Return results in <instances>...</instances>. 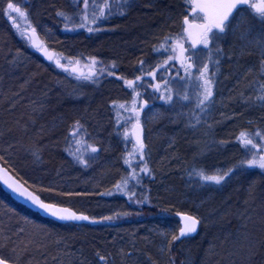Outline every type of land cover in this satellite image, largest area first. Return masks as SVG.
Wrapping results in <instances>:
<instances>
[{"label":"rangeland","instance_id":"1","mask_svg":"<svg viewBox=\"0 0 264 264\" xmlns=\"http://www.w3.org/2000/svg\"><path fill=\"white\" fill-rule=\"evenodd\" d=\"M68 1L69 0H65L64 4H60L59 12L63 13V15H60L62 16V19H65L68 22L70 21V23L73 24L72 27L74 30L77 29L80 30V32H84V30L89 31V29L95 30L98 26L99 29H108V16L105 15V13H102L99 8L101 6L104 8L106 4L114 7L115 3L111 2V0H107V2L106 0H103L100 3L99 1L91 2L92 0H90L89 2L81 3L80 6H76L72 2L68 3ZM161 1L163 2L164 0ZM191 2L192 0H184L183 3ZM252 2V7H241L233 14V16L226 22L228 27L223 34H221L218 29L213 28L208 34V45H204L203 43H194V41L199 38V34L201 32V28L199 26H201L200 24L203 18L200 16L197 17L196 13L193 14L194 10L191 7L192 5L187 7L186 4L185 19H187V21L182 26L177 25L176 29H174L176 35L173 37L171 42L170 52L167 54L166 49L169 47L167 46V43L164 42L163 37L155 34L152 36L153 43L149 46V53H147V55L144 53V51L138 49V54H141L142 56L139 59L123 58L118 53H115L116 49L118 50L120 45L119 38L116 37L112 38L109 43L103 44L105 49L104 51L100 52L101 56L99 57L91 56V49L84 45L80 46V51L77 52L75 49H73V51L79 53V55H76L78 57L84 54L85 58L80 57L75 61L69 60L70 56L66 54L68 58H65V56H63L62 52L60 51L61 48H64L65 50L66 48L63 47L57 40V35H54L53 31H51L52 29H47L46 24L49 23V18L47 17V23L45 24L43 22L42 25V45L45 46L49 52L56 53L54 58V63L56 65V61H59L60 63L66 62L76 65L69 70L58 66L62 69V71L56 72L58 77L56 76L54 81L55 85H53V88L57 89L61 84L68 89L64 91V96L74 101L84 100V102H89V100L92 99V96L89 94L86 96H82V94L79 95L80 93L79 89L77 88V84L85 82L86 85L93 86L94 91L92 90V93H98L101 91L100 86L102 85L104 90L106 89L111 93L109 96L110 100L112 101L110 103V107H112L114 112L113 114L103 115L107 123L101 126L104 128L110 127V130H108V132H105V130V135H103L102 131L96 130L95 133L91 135V138H89V131L83 130L82 127L85 126L88 129L87 122L89 120L87 117L90 116L92 119H94V125H100L96 121L98 114L93 112L89 115L86 112L80 114L78 112L79 110L76 108H71L72 113L78 118V123L74 120V122L71 123V126L69 127L70 130L71 128L73 129L72 131L76 138V142L74 146L65 142L68 145L67 151L70 156L65 158L68 162H72L71 160H73L75 164H71L73 168L70 170H66L64 167H58L57 169L53 170L52 175L48 178V180H46V182L42 180L46 178L45 176L39 178L40 184H42L45 189H39L38 193L43 197H46L48 196V191L46 189L47 186L52 189V187H54L56 184L61 185L64 190H59V193H66L69 196L74 195L77 197L81 195L84 196V198L85 195H88L86 201L91 203V205L89 204V207L93 209V212H98L97 214L102 215L107 214L108 212L114 213L124 210L137 211L140 210L139 205L141 204H148L151 202V200L157 201V199H164L165 196L162 195L164 192L161 190L164 186L163 182L152 183L150 178L151 181H145V187L141 186V178L144 175L145 177L151 176V174L149 176V172L151 173L152 167L149 163L148 156L149 154L153 155L152 149L157 142L171 137V135L177 129L173 125L174 122L179 120L181 117L186 116L190 110L191 114H193V110L197 107V98H202V85L203 79L205 78L212 81L213 93H215L216 89H218L222 95L227 97L226 102L231 107L238 103H245L247 104V107L245 112H243L242 120L239 121V123L235 125L234 128L232 126L234 123L236 124L238 122L240 117L233 118L229 114H225V112L222 110L217 112V116L222 115L224 112L222 119H219L218 117L205 119L199 118L206 111L204 110L203 112H200L199 115L194 116L193 120H186L182 135L184 136V150L194 149V155L190 160L194 162L199 161V171H207L204 168H201L203 165L200 160L202 159L200 154L207 146H213V148L218 147L222 149V146L219 143V140H221L227 142L225 143L227 146L223 147L222 150L230 151L229 154L233 152L234 148L238 150V153H233L236 155L233 158H230L231 165H233V162L241 163L244 164V166L247 168L246 170H248L245 171V173L249 174L252 171L250 168H252L264 174L263 171L258 170L260 169L258 165H248V161L253 159L259 160L260 157L264 156V101L259 100L256 102L257 110L253 113L249 109V107H253L251 104V98L249 101V99L245 97V91L248 90L250 85L248 84L250 75H241L239 77L235 75L237 71L249 72L253 74V90L255 95L257 97L264 96V61L257 62L256 58H253L252 62H249L246 59L241 60L242 52L235 51V54H232L230 61L231 65H233L231 68L233 70L232 74L228 72V69H230L229 67L228 69H225V67L222 65L225 58V55L222 53V51L225 50L228 52V50H233V48L236 50L246 48L253 52L256 49L264 54V19L261 18L262 10H264V0H252ZM121 3L122 0H117V4ZM115 8L116 11L118 10L117 12H120L125 16V12H127L130 7L125 5L123 7L117 6ZM129 14L130 12L125 17H127ZM138 19L141 20V17L138 16L136 18L135 15V20L133 23H136ZM164 20H168V18ZM166 24L168 26V22H166ZM52 25L55 26V24ZM166 28L168 29L169 26ZM29 29L30 26L27 24L19 27V30L25 33L26 37L31 34ZM134 29L136 30L137 28L134 26L132 28V32ZM86 33L90 34V32ZM90 39L92 38L90 37ZM59 45L61 47H59ZM134 51L137 52V48H134ZM111 52L115 54H112ZM26 55L27 54H25L23 57H27ZM93 59L96 61L95 64L92 62ZM26 61L27 60L24 58L23 61H21V64H24ZM103 61H105L107 65L103 64ZM244 61L249 62L250 64L245 65L242 70L237 69V65L241 62L244 64ZM128 63L132 65L131 68L126 67ZM189 65L192 67L189 68ZM205 65L208 66V72L206 73L205 77L200 78V74L204 71ZM118 68H120L122 71H127L126 75L123 76L124 73L122 72L117 73ZM23 70L25 71L24 67ZM88 70L91 71V73H89L87 76L91 75V79H86L85 77L87 76H84V72ZM82 71L84 74L81 75L80 73H82ZM116 75L119 76V79H121L123 83L115 78ZM231 75L232 77H238L236 78L235 82L233 79L231 80ZM26 76L30 77L29 75ZM138 77L140 79H137ZM28 81L29 80H25L23 78L19 79L16 84L21 86L18 92L15 91L16 86L10 87L9 89L7 88L8 84L0 85V97H5L8 94L7 96L14 97V101L20 102L19 104L21 105L23 103V88L26 84H28ZM126 81H132V86L129 87ZM198 84L201 85V87H197ZM150 86H153V98H147L146 94L144 95L145 92H148L151 89ZM95 89L98 90L95 91ZM9 90L12 91L13 94H9ZM224 90H227L226 93ZM42 94L43 89L41 91L40 97H42L44 100V94L43 96ZM221 94L216 96V93L210 105H213L215 101L220 100ZM100 95H103V93ZM185 95H187L189 99H183ZM94 96L98 99L100 98L98 94ZM169 96H171V100L168 99ZM39 102L40 100L35 102V104L28 106V110L39 107ZM46 102H48V99H46ZM44 103L45 102L43 101V104ZM51 103L52 104L49 110H51L55 104H63L62 100L60 99H53L51 100ZM121 105L124 107H120ZM164 109L168 110L169 115L163 124H149L151 119L158 118V116L165 117V115L162 114ZM53 111L54 110L49 112L47 111L46 114L53 115ZM44 115L45 114L43 113L39 115V122H41L40 119ZM239 115L241 114L239 113ZM257 117H259V119H253ZM134 123L139 124L142 129L138 130V133L134 132L135 134L132 135V132H128V129H131L130 126ZM220 123L222 124L220 125ZM23 124L18 122V125L21 128L26 127V125ZM53 125L54 120L50 126ZM7 126L8 128H4L3 132L7 134L12 133L13 127H10V124H7ZM50 126L48 124L44 125L39 123L38 126H36V130L40 128L41 130H49ZM224 129L226 131H223ZM190 130H193L196 135H187L189 134ZM64 133L67 134V131L65 130ZM226 133L228 136H225ZM244 140H251L252 144L245 145L243 142ZM77 141H79V144ZM52 143H47V147H49V145L51 146ZM118 143L119 145L117 147L124 149L123 156H119V154L115 152L116 149H112L113 145ZM140 143L144 145L143 149H140ZM33 146L35 147L36 152L39 153L41 151L36 145ZM92 149H96V151H92ZM10 150L11 149L8 144L0 139V155L13 154V152H10ZM172 151L173 153H170ZM175 151L176 150H173L172 148V150L170 149L168 151V154H170L171 157L175 156ZM139 152L140 154L137 156ZM31 154L33 155L32 152ZM202 160L204 161V159ZM222 162V164L211 168V170L207 172V175L224 174V170L229 166V160L224 159ZM42 166L45 168L51 167L50 164H46L44 162H42ZM25 168L30 169L29 165L25 166ZM36 168H34L33 171ZM145 168L148 169L147 172L143 171ZM189 169L190 168H188V166L183 167L180 174L184 175V173ZM44 172L47 171L45 170ZM32 173V170L28 172L29 175ZM235 175L236 174H233L231 176H234V180H232V182H234L233 188L238 191H245V194L240 196L241 203L246 208H252L253 205L257 206L255 202H252L251 199H248L250 195H253L252 189L247 187L249 181H246L241 177L238 178V176ZM188 177L192 181L193 186L204 184L207 187H211L218 185L211 181L202 182L199 180V183L193 173H189L187 175V178ZM225 183L226 182L224 181L222 182V184ZM157 185L158 187L155 188ZM147 186L149 189H147ZM213 190L218 192L217 188ZM148 193H150V198H148ZM254 193L257 192L254 191ZM236 194H238V192H236ZM95 195L101 197L92 199V196ZM93 201H96V203L92 204ZM219 201L228 200L221 198ZM74 202L76 201H72L70 206L76 207ZM121 203L124 205H121ZM258 204L260 206V202ZM77 206L81 207L79 205ZM211 206L212 204L208 203V201H206L204 198L203 203L199 204L198 209H203V212L201 213L207 217L209 208H211ZM97 214L92 215L96 216ZM244 214L247 216L249 215V213L246 211H244ZM131 224L132 225L129 226L131 229L128 228V231H125V233L132 235L133 238V234H135L134 228L137 227V224ZM32 226L35 225L27 226V224H24V227H26V230L24 231H26V233H21L19 236H17L18 233L13 236L0 234V244L5 245L4 251L1 250L2 248L0 247V255H2L4 259L13 264H80L81 260L79 261V259L75 263L72 261H67V263L64 261V259L60 260L56 258V255L58 254L56 248L46 250L42 247H33L35 242L41 240L40 238L42 235L35 233H32L33 235H29L28 228ZM42 226L40 228H43ZM79 229H82V227ZM257 232L260 231L257 230ZM63 238L65 239V237ZM69 238L73 240L75 245V239L72 237ZM2 241H5L6 243ZM71 243L72 241H70L68 244ZM6 245L8 246L6 247ZM237 245L234 247L232 246L233 252H237L236 250L239 249L237 247L241 248V244L238 246ZM87 255L86 261L89 263L90 254L88 253ZM91 255L92 260L97 259L98 262L102 264H118L119 261L121 262L119 258L113 259V257L106 251H94L91 253ZM100 257H104V260L101 261ZM34 258H38L37 261L39 263L34 262ZM17 260L19 261L17 262ZM170 263L173 264L172 262Z\"/></svg>","mask_w":264,"mask_h":264},{"label":"bare ground","instance_id":"2","mask_svg":"<svg viewBox=\"0 0 264 264\" xmlns=\"http://www.w3.org/2000/svg\"><path fill=\"white\" fill-rule=\"evenodd\" d=\"M9 1V0H7ZM45 2V6H36L34 5V8L40 9V10H48L53 13L54 17H57V22H60V27H61V34L57 32V30L54 29L53 33L54 35H57V40L60 42V44L65 47L68 50H73L76 49L78 51L81 50L80 46H88L91 49V56L99 57L101 56L100 52L104 51V46L103 44L109 43L112 38H119V48L118 50L116 49L115 53H118L121 57L123 58H141V54H138V49L141 51H144V53H149V46L152 45L153 43V37L155 34L158 36L163 37L164 42L167 43V45H171V42L173 40V37L176 35V32L174 29H176V26H181L182 21L184 20L185 13L183 12V6L180 5V1L184 0H164L162 3V7L158 8L156 4L153 2H148L147 4L144 3L145 0H127V4L130 8V14L132 16L130 17H125L124 14L117 12L115 7L110 6L109 4H106L103 8V6H99V10L102 13H105V15L108 16V29H99V26L95 30H89L84 32H80V30H74L72 27L73 24L68 22L65 19H62V16L59 15V6L60 4H64L65 0H43ZM74 3L76 6H80L81 2L79 0H69L68 3ZM80 2V3H79ZM172 8V9H171ZM170 9L172 13H170ZM181 9V13L180 12ZM109 10L111 11V14H109ZM238 10V8L235 9V12ZM123 15V16H120ZM135 15L136 18L138 16L141 17V20L138 19L136 23H133L135 20ZM168 18V20H164ZM162 19V20H161ZM161 20V21H160ZM66 22V23H65ZM168 22L169 28L167 29L166 27ZM170 23V24H169ZM136 27L137 29L133 30L132 28ZM104 27V26H103ZM90 32V34L86 33ZM15 33L22 37L19 31L15 30ZM79 33V34H78ZM69 34H75L72 36H68ZM82 34V35H80ZM135 34V35H132ZM45 35V33H44ZM67 35V36H65ZM80 35V36H77ZM137 35V36H136ZM157 36V37H158ZM46 37V36H44ZM90 37L92 39H90ZM135 42V44H134ZM72 46V47H71ZM137 48V52L134 51V48ZM134 53H133V52ZM235 51L242 52L241 57H245L247 61L252 62L253 58L257 59V62H263L264 61V54L262 52H259V50H254L251 52L250 50L243 48L240 50H236L233 48V50H229L230 54H235ZM234 52V53H233ZM112 54H115L111 52ZM222 53L227 56V52L222 51ZM27 57H17L19 60L18 61H23L25 58L27 61L22 64V66L26 70V74H21L20 77L29 80L28 84H26L23 88V103L20 105H17L15 103H12L13 99L9 98L6 106L7 111H4L5 114L7 113L8 115L11 116H16L14 117V121L9 122L5 120H1L0 127L3 125H6L8 123L15 124L13 125V132L8 133L9 138L11 141H7L8 146L10 147V152H13V154H5V155H0L1 160L6 164V168L13 174L17 175L16 172H19L24 179L35 185L34 191L35 193L39 196V198L45 202H48L50 204H57V205H62V206H70V203L72 201L76 205V208L78 211L81 213L86 214V216L89 218L87 222H59L61 224H75L76 226H80L83 229L81 230H76L77 233H81L82 236L75 240L76 244L75 245H69L71 248V251H68L64 244L61 243L63 241H66L67 239H64L63 237L66 236L68 232H73L77 228H69L67 226H54L52 224L42 226L43 228H40L41 225L36 222L33 218L34 215L32 212L38 214L41 217L42 216L39 212L32 210L29 208V206L23 202V201H16V203L12 204L10 202V197L9 196L2 194L0 190V209L2 208L3 210L7 211H12V214L15 216V218L22 222L21 225L27 224V226L35 225L30 228H28V234L33 235L32 233L35 234H41L42 237L40 238L41 240L38 242H35L33 244V247L39 248L42 247L46 250L50 249H57L56 251L58 254L56 255V258L63 260L65 262L67 261H72V262H77L79 259L80 261V254L83 252L84 248H90L95 247L97 250L101 251H106L109 253L113 259L117 258V254L115 255L114 253L110 252L112 249L111 244H107L106 242L110 240L108 237H104V243H101L103 241H99L100 236L98 235L99 233H102L104 231H107V229L115 230V229H123L122 234H124V231H128L125 229V227L128 226H116L118 223L122 222L121 219H124L126 216H134L139 214V212H143L144 215L146 214V220L148 223L153 226L158 228L157 229H150V230H143V229H136L135 233L139 232H145L146 234L150 233L148 240L149 241H163L167 242V238H157V237H163V236H170L171 234H175L179 230V215L183 213H188L190 215H193L196 220L198 221L196 230L195 232L190 233L188 236L185 237H199L202 239L201 242L207 241V243H202L203 248H206L208 250L213 249V242L219 233H222V238H218V243L219 244H225V252L227 254H232V246L234 247L237 242L241 243V248L237 247L241 250V252L238 254L240 258H242V253L246 256L247 254L246 249L249 246H253L254 248H262L264 246V242L256 239L253 235V231H256L259 229L260 226H263L262 221H264V206H257L253 205V209L246 208L240 201V196H243L245 194V191H238L234 187V176L231 177L233 174H236L235 176L244 178V180L252 182L253 180L259 181L260 180V190L264 191V174L260 173L257 170H252L249 174L245 173L247 168L244 166V164L241 163H235L233 162V165H231V159L233 158L237 153L238 150L236 148L233 149V153H230L228 150H221V148L213 146H207L204 148L205 150L201 152L200 157L202 159V165L205 170L203 171L205 175H207V172L211 170V168H214L218 166L219 164H222V160L228 159L229 160V166L227 169H225V172H228L230 169L232 172L230 173L229 177H226L225 184H218L214 185L211 187H207L204 184L202 185H192V181L190 178H187V175L190 173H193L197 181L200 183L206 182L203 181L199 175H197L199 167V161L194 162L190 160L193 155H194V149L190 150H184V144H183V138L184 136L182 135V132L184 130V123L187 120H193L194 116H197L202 112L199 107H196L193 110V114H191V110L188 111V114L186 116L181 117L179 120L173 123L174 127L177 129L174 131V133L169 137L168 139H164L160 142H157L155 146L152 149L153 155L149 154L148 160L149 163L152 167L151 173L149 172L150 177H145V175L141 178L140 183L142 184L141 186L145 187L146 182L145 181H151L152 183L154 182H163V189H161L164 194L162 195H168L167 201L165 202H159V200H151L150 203L144 204V205H139L140 210H132V211H117V212H108L107 214H97L98 212H93L92 208L89 207V204L91 203L87 202V196H81L79 197L74 196V195H67L66 193H59V190H64V188L61 185H55L52 187V189L47 186V195L46 197H43L40 195L39 189L44 190L45 188L43 187L42 184L39 182V177L35 171L37 169H40V171H47V178H49L53 170L57 169L58 167H64L66 170L72 169L71 164H75L73 160L72 162H68L65 157H70L69 153L67 151L68 149V144L74 146L76 142V138L73 134V129H69L71 126V123L77 122L78 118L75 116L71 108H76L79 110L78 112L81 114L83 112H86L88 115L90 113H95L98 114L96 118V121L100 125H94V119L92 117H87L89 120L87 122L88 129L83 126V130L89 131L90 137L95 133L96 130H100L103 132V135H105V132H108L110 130V127L104 128L103 124L107 123L105 117L103 116L104 114H113L112 107H110V103L112 102L110 100V92L108 90H104L103 86L101 85V91H99L97 94L100 96L98 99L94 95H97L96 93H92L91 91H94L93 86L86 85L85 82H81L77 84V88L79 89V95L82 94V96H86L89 94L92 96V99L89 100V102H84V100H71L68 97L64 96V91L67 89L63 85H59L57 89L53 88V85H55L54 81L56 79V76L58 77V74L56 73L58 70L55 68L53 69L51 64L43 59H39V57L36 55L34 52H30L26 55ZM253 56V57H252ZM154 65V62H153ZM128 68H131L132 65L130 63L127 64ZM225 69H228L229 65L228 63L225 64ZM238 67L244 68L242 64H240ZM36 68V69H35ZM118 68L117 73L122 72L124 73L123 76L126 75L127 71H121ZM35 70H37V74L39 73V81L36 78L28 77L26 75H29L33 73ZM39 70V71H38ZM157 70V69H156ZM115 75V74H114ZM250 75V78L252 79V83L249 85V88L247 90V96L246 98L249 99L250 96H248L253 90V74L248 73ZM114 78V77H113ZM117 80H120L121 83L122 80L119 79V76L116 75L115 77ZM19 81V80H18ZM16 81V82H18ZM39 83H44L41 85V90L39 88ZM17 84V83H16ZM50 84V85H48ZM73 86V85H72ZM220 86V85H219ZM21 86L16 85L15 91L18 92ZM44 87V88H43ZM74 87V86H73ZM251 87V88H250ZM53 88V89H52ZM43 89V98L41 96V91ZM99 89V88H98ZM98 89H95L97 91ZM68 90V89H67ZM225 93L227 90H224ZM9 94H13L12 91H8ZM103 95H100L101 93ZM78 93V90H77ZM217 93L216 96H218L220 91L216 89L214 93ZM146 94L147 98L154 97L153 89H150L148 92H145L144 95ZM8 95V94H7ZM46 99H48V102H46ZM57 100L60 99L62 100V105H53V108L51 110L53 111V115L46 114L47 111L51 107V100ZM40 100V105L37 108H33L32 110H28V106L35 104ZM43 101L45 102L43 104ZM227 97L221 94V99L217 100L214 102L213 105H206L205 106V112L201 117L199 118H211V117H218L219 119H222L224 116V112L228 113L231 117H241L239 113L234 112L233 107H231L227 102ZM250 101V99H249ZM86 103V104H85ZM250 104V102H249ZM252 104V103H251ZM239 106H242L243 103H238ZM219 110L224 111L222 115L217 116V112ZM2 112V110H0ZM0 112V113H1ZM3 113V112H2ZM49 115V116H43L41 117L39 122V115L41 114ZM168 110L164 109L162 111V114L165 115V117H159L151 119L149 124L152 123H158V125H162L163 122L167 119ZM243 114V113H242ZM39 117V118H38ZM54 120V125L50 126ZM103 121V122H102ZM18 122L20 124L26 125V127H20L18 125ZM48 124L49 130H41L38 129L36 130V126L38 124ZM78 123V122H77ZM109 124V123H108ZM222 123H220L221 125ZM81 128V127H80ZM81 128V129H82ZM46 129V128H45ZM69 129V130H68ZM142 127L139 128L141 130ZM51 130V131H50ZM67 131V134L64 133V131ZM52 131H58V134ZM65 134V135H63ZM227 134V133H226ZM225 136H228V134ZM190 136L196 135V133L193 130L189 131ZM65 137V140H64ZM5 141V140H4ZM54 141V142H53ZM52 143V145L47 147V143ZM66 142V143H65ZM79 144V141H77ZM219 143L221 144L222 148L226 147L227 143L226 141H221L219 140ZM33 145H36L37 147L40 148V152L35 151V147ZM118 144L113 145V150L119 154V156L124 155V149L120 147H117ZM47 147V148H46ZM118 148V149H117ZM176 150L174 152L175 156H170L168 154V151L171 149ZM33 153V155L31 154ZM170 153H173L170 152ZM35 154V155H34ZM140 154V152L137 154V156ZM35 156V158H34ZM37 156L39 159H37ZM0 160V162H1ZM234 161V160H233ZM42 162L46 164H50L51 167L45 168L42 166ZM2 163V162H1ZM29 165L30 169H26L25 166ZM185 166H188L190 168L188 171L184 173V175H181V169ZM15 168L16 172L13 171L12 168ZM37 167V168H36ZM36 168L34 171L33 169ZM200 168V169H201ZM32 170V174L29 175L28 172ZM259 170V169H258ZM35 172V173H34ZM46 173V172H45ZM51 173V174H50ZM264 173V172H263ZM13 174V175H14ZM224 175V174H222ZM49 176V177H48ZM46 177V176H45ZM186 177V178H185ZM151 178V180H150ZM43 181L46 182L48 179H42ZM200 180V181H199ZM158 185L155 187L157 188ZM218 189V192H215V189ZM147 189L148 186H147ZM149 192V191H148ZM238 192V194H236ZM104 195V194H103ZM97 197H101L98 195L92 196V199H95ZM104 197V196H103ZM173 197V198H172ZM12 198V197H11ZM76 198V199H75ZM148 198H150V193H148ZM166 198V197H165ZM208 201V203L212 204L211 208H209L208 211V216L205 217V215L201 212H203V209H198V206L200 203H203V200ZM225 198L228 201H219V199ZM264 195L263 193H260L257 195L255 199V203H259L263 200ZM175 199L174 207H178V210H175L174 213L169 214V210L163 206L165 203H168L170 201H173ZM71 201V202H70ZM240 202V203H239ZM93 203H96V201H93ZM77 205L81 206L78 207ZM121 205H124L121 203ZM207 206V204H206ZM25 208V209H24ZM143 208V209H142ZM201 208V207H200ZM28 210V211H27ZM82 210V211H81ZM88 210V212H87ZM254 210V211H253ZM32 211V212H31ZM84 211V212H83ZM244 211L248 212L249 215H245ZM129 212V213H128ZM92 214H97L96 216ZM106 217H111L112 219H105ZM250 218V219H249ZM249 219V221H248ZM112 224L108 225L109 221H113ZM134 220V219H133ZM117 222V223H116ZM235 223V228L234 230L232 229V224ZM10 225V220L5 219L3 217H0V234H2L4 231L8 229ZM37 226V227H36ZM88 226V227H86ZM22 227V226H20ZM24 228V227H23ZM32 229V230H31ZM74 229V230H72ZM26 230V227L24 228ZM22 231L21 233H26V231ZM42 231V232H40ZM18 233L17 236H19ZM107 234L106 232H104ZM103 233V234H104ZM160 236H159V235ZM172 236V235H171ZM99 237V239H98ZM184 237V238H185ZM106 241V242H105ZM150 245V243H149ZM159 245V244H157ZM251 248V247H250ZM149 255L156 256L158 258H165L166 253L168 251V246H165L163 244V247H156V248H151L149 246ZM174 250V249H173ZM192 250L190 248H187L184 250V253L186 254L189 264H198L196 259L192 255ZM235 252V251H234ZM263 252H264V247H263ZM1 254V253H0ZM158 255V256H157ZM225 257V256H224ZM231 257V255L229 256ZM229 257H225L226 260L224 261L225 264H242L243 261L250 260V256H246L244 259H238V260H233L230 259ZM1 259H4L0 255ZM229 258V259H227ZM34 262L39 263L37 260L38 258L33 259ZM126 260H130L132 264H137L138 262V255L136 254H129L126 257ZM19 260H17L18 262ZM107 261V260H106ZM247 261V262H248ZM250 262V261H249ZM68 263V262H67ZM251 263V262H250ZM91 264H102L98 262V260H94ZM143 264V263H141ZM245 264V262H244ZM260 264H264V261L261 262Z\"/></svg>","mask_w":264,"mask_h":264},{"label":"trees","instance_id":"3","mask_svg":"<svg viewBox=\"0 0 264 264\" xmlns=\"http://www.w3.org/2000/svg\"><path fill=\"white\" fill-rule=\"evenodd\" d=\"M79 1L81 3H83V2H89L90 0H79ZM97 1H99V3H100L103 0H94L93 2H97ZM10 2L13 3L16 7L20 8L21 12H23L25 15L20 16L17 13H11L7 7L8 3H10ZM148 2H153L154 4L159 6L158 8L162 7V3H159V2H161V0L144 1L145 4H147ZM44 4H45V2L43 0H9V1L0 0V85L8 84L7 88H9V89H10V87L16 86V83H17L16 81H18L21 78L20 75L26 74L25 73L26 70L25 71L23 70V66L21 64V61H18L19 59L17 57L22 58L25 54H28L30 52L36 53V55L39 57V59H43V60L49 62L53 69L55 68L56 70H58L57 72H59V70L62 71V69L59 68L58 65H56L54 63V58L52 60H49L47 58V56H45L41 51H39L38 49L31 46V44H29V41L27 40L26 34L19 30L20 26L27 24L30 26V29H29L30 32H32V29H35L36 37L38 38V40H40L42 38V35H43L41 33L43 22L46 24L47 19L49 18L50 20L48 19V21L50 24L49 23L46 24L47 29L48 30L52 29L51 31H54V29H55V30H57L58 33H60V34L62 33L60 30L61 29L60 22L59 21L57 22L58 18L54 17L53 13L51 14V12H49V14H48V10H43V9L40 10V9L34 8V5L43 6ZM182 4H183V1H180V5H182ZM171 9H170V13H172ZM130 11H131V8H129L128 11L125 12V16ZM183 12H184V9H183ZM179 13H181V9H180ZM130 16H132V14H129L127 17H130ZM52 24H55V26H53ZM15 30L19 31V33L21 34L22 37L18 36L15 33ZM72 35H75V34H69L68 36H72ZM80 35H82V34H80ZM80 35H77V36H80ZM65 36H67V35H65ZM49 46H50V44H49ZM167 46L169 47V48H167V50H169V52H170V46L169 45H167ZM59 47H61V46L59 45ZM60 51L62 52L63 56H65V58H68V56L66 55V54H68L71 57V58L69 57V60L75 61V60H77V58H80V57L85 58L84 54L80 55V57L76 56V55H79V53H77L78 50H77V52H74L72 49L71 50H67V49L65 50L64 48L63 49L61 48ZM65 51H67V52H65ZM226 55L227 56L224 58L222 65L225 66V64L228 63L229 68H230V69H228V72L232 74L233 70L231 68L233 67V65H231V63H230L232 55L230 54L229 50H228ZM245 59H246L245 57H241V60H245ZM60 64L65 66L63 69H68V70L72 69L73 66H76V65H72L71 63H66V62L60 63ZM103 64L107 65V63L105 61H103ZM240 64H242L244 67L245 65L250 64V63L244 61V64L242 62ZM240 64L237 65V69L242 70L241 67H238ZM36 71L37 70H35L33 73H31L30 77L36 78L39 81V77H38L39 73L37 74ZM84 73H85L84 76H87L89 73H91V71L88 70V71H85ZM84 73L82 71V73H80V74L82 75ZM248 73L249 72L237 71V73H235V75L239 77L241 75H248ZM236 76L232 77V75H231V80L233 79L235 82L236 78H238ZM251 83H252V79L250 78L248 84H251ZM38 84H39V88L41 90L40 86L43 85L44 83L38 82ZM152 88H153V86H151V89ZM247 93L248 92L246 90L245 91V97H246ZM248 96H250L249 99L251 98L252 106H253V107H249V109L254 113L257 110L256 109V102L259 101V99L255 95V92H253V91ZM9 98L13 99L12 103H15L18 105L20 103V102L14 101V97H11V96L6 95L5 97H0V110H2V112H3L2 113L0 111L1 112L0 113V123H1V120L12 122V121H14L13 118L16 117V116L8 115L7 113L5 114V112H4V111H7V109H6L7 103L6 102H8ZM232 107L234 109V112L241 114V117L239 118L238 122L236 124L234 123V125L232 126L234 128L235 125H237L239 123V121L242 120V115H243L242 113L245 112L247 104L243 103L242 106L235 104ZM225 114H226V112H225ZM259 117L253 118V119H255V120L259 119ZM9 124H10V127L11 126L13 127V125H15L12 123H8V125ZM6 127L8 128L7 124H6V126L3 125L0 127V139H2L3 141L5 140L4 142L6 144H8L7 141H11V139L9 138L7 133L3 132L4 128H6ZM223 131H226V130L224 129ZM52 132H55L58 134V131L57 132L52 131ZM232 153H234V152H232ZM0 160H1V156H0ZM1 162L3 165L6 166V164L2 160H1ZM12 169H13V171L16 170L14 167ZM259 170L264 172V169H259ZM35 171H39V172H36V174L39 177L46 176L45 179H48L47 178V172L45 173L43 171H40V169H37ZM16 174L17 175H15V174L14 175L17 178H19L21 181H23L29 188H31L34 191L35 185H33L32 183H30L29 181L24 179L23 176L19 172H16ZM259 182H260V180L259 181L253 180L251 183L249 182L247 184V187L252 189L253 195L249 194L250 196L248 198V199H251L252 202L255 201L258 194L263 193V195H264V191L258 189V188H260ZM0 190H1L2 194L9 196L8 192L5 191L1 186H0ZM254 191H256L257 193H254ZM164 196L166 198L159 200V202L167 201L168 195H164ZM10 202H12V204L16 203L11 197H10ZM252 202H250V203H252ZM174 203H175V199L173 201H170V202L165 203L163 205V206H165V208L167 210H169V214H172V213H174L175 210H178V207L176 208L173 206ZM255 204L258 205V203H255ZM260 206H264V198L260 202ZM32 214L35 217L33 219L36 222H38L41 226L52 224L54 226H61V227L67 226L69 228H73V227L77 228L75 230L72 229V230H74L73 232H68L65 236V239H67V240L61 242V243H65L64 246L68 251H71V248L69 245H74L73 240L70 239L69 237H72L73 239L77 240L78 238H80L82 236L81 233L79 234L76 232V230H78L80 228V226H76L75 224H70V223L67 225L61 224V223H58V222L53 221L51 219L41 217L34 212H32ZM0 217H3L5 219L10 220V225H9L8 229L6 231H4L2 233V235L5 234L8 236L9 235L13 236L17 233H21L25 228L24 225H21L22 222L18 221L15 218V216L12 214V211L3 210L1 208L0 209ZM146 217H147L146 214L144 215V213L141 211L137 215L126 216L124 219H121L122 222L121 223L119 222L118 225H116V226H128V227H125V229H128V228L131 229V227H129L130 225H132L131 223H136L137 227L134 228L135 230L136 229H143V230L157 229V231H158V228L153 227L148 223V221L146 220ZM115 221H117V220L109 221L107 226L112 224ZM262 223H263V226H260L259 229H257L260 232H257V230L253 231V235L256 239L264 242V221H262ZM20 226H22V227H20ZM86 227H88V226H86ZM235 227H236L235 223H233L232 229L234 230ZM79 230H81V229H79ZM122 230L120 228L115 229V230L114 229L113 230L107 229V231H104L107 234H105L104 232L98 234L100 236V239L98 237L99 241L100 240L103 241L101 243H104V237L110 238L109 241H107V242L105 241V242L107 244L112 245L113 251L111 250L110 252L114 253L115 255L117 254L116 259L119 258L121 260L122 263L119 261L118 264H132L130 260H126V257L129 254L138 255V262H136L137 264H141V263H143V264H171L170 262H172L173 264H189V260L186 256V254L184 253V250H186L187 248H190L192 250L191 253H192L193 257L196 259L198 264H225L224 263V261L226 260L225 257L226 256L229 257L230 255H231V257H229V258L233 259V260H238L240 258L238 256V254L241 252V250H238L237 252H232V254H227L225 252L226 245L225 244L221 245L218 243V238H222V236H223L222 233H219V235L214 240H212L213 249L208 250L206 248H203V245H202V243H207V241L201 242L202 239L199 238L198 236L193 237V238L192 237L180 238V237H178V234L176 232L175 234H171L172 236L170 235L168 237L167 236L157 237V238L166 237L167 242L163 243V241H149L148 237H149L150 233L146 234L144 231L139 232L138 234L137 233L133 234V238H132V235L126 234L125 231H124V234H122ZM174 236L178 237V238L174 240L173 239ZM131 239H132V241H131ZM70 241H72V243L68 244ZM2 242L6 243L5 241H2ZM149 243H150V245H149ZM75 244H76V242H75ZM157 244H159V245H157ZM163 244L165 246H168V251L166 253L165 258L160 259L156 256L149 255V253H148V251L150 250L149 246L153 249L156 247H163ZM237 244L240 245L241 243L237 242L235 245H237ZM7 246L8 245H6V247ZM0 247L2 248V249L1 248L0 249L4 251L5 245L0 244ZM263 247L264 246H262V248H254L253 246H249L246 249L245 253L248 256H250L251 259L249 261L251 263L248 260H246V261H243L242 264H244V262H245V264H260L261 262H263L264 261ZM94 251L100 252L101 250H97L94 246L91 247V249L90 248H84L83 252L80 255V260H81L80 264L92 263L94 261V259L92 260L91 253H93ZM88 253L90 254L89 263L86 261V255ZM84 256H85V259H84ZM246 256L242 253V258H240V259H244ZM229 258H227V259H229Z\"/></svg>","mask_w":264,"mask_h":264},{"label":"snow or ice","instance_id":"4","mask_svg":"<svg viewBox=\"0 0 264 264\" xmlns=\"http://www.w3.org/2000/svg\"><path fill=\"white\" fill-rule=\"evenodd\" d=\"M113 3H115V0H113ZM237 3L240 4H246L247 0H220V2L211 4V5H197V7L201 8L202 10L207 11L208 9H214V11L210 12L208 14L207 23L204 25L199 26L201 28V32L199 34V38L194 41V43H203L204 45H208L209 43V37L208 34L212 31L213 28H216L219 30L221 34H223L226 31V28L228 25L225 23L229 20V14L232 12L234 8L237 7ZM127 4V0H122V3L119 5L120 7H123ZM8 9L11 13H17L20 16H24L25 14L21 12V9L16 7L13 3H8L7 5ZM109 14H111V11L109 10ZM59 15H63V13H59ZM262 19H264V10H262ZM83 26V25H81ZM191 27V26H190ZM91 31V29H89ZM27 40L30 42L31 46L38 49L39 51L43 52L49 60H52L53 57L50 55L47 51V49L42 45V43L36 38V31L35 29H32V32L30 35L27 36ZM183 50V49H182ZM93 64L96 63V61L93 59ZM57 65L61 68H64L65 66L60 64L59 61H56ZM143 63V62H141ZM189 68L192 66L189 65ZM67 70V69H66ZM75 71V70H74ZM208 72V66H204V71L201 72L200 78L205 77L206 73ZM151 74V73H149ZM86 79H91L92 76L89 75L85 77ZM137 79H140L139 77ZM199 79V78H198ZM129 87L132 86V81H126ZM197 87H201V85H197ZM203 95L202 98H197V107L200 108V110L203 112L205 110V106L209 105L214 97L213 93V84L210 79H203ZM169 100H171V96L168 97ZM183 99L187 100L189 97L185 95ZM259 100L264 101V96L258 97ZM120 107H124L121 105ZM245 145H251V140H244L243 141ZM140 149H143L144 145L140 143ZM92 151H96V149H92ZM35 155V154H34ZM37 159L39 157L37 156ZM249 166L258 165L260 169H264V156L260 157L259 160L253 159L248 161ZM143 171L147 172L148 169L145 168ZM232 170L230 169L228 172H225L224 175H205L203 171H200L197 173V175L200 176V178L203 181H211L216 184H220L223 181H225L226 177H229ZM4 183L11 188L14 192L20 194L22 197H25L29 201L33 203L34 206H37L41 210L45 211L47 214H51L53 217L61 219V220H88L89 218L87 216L83 215H76L75 213L69 214V215H61L60 212L55 211L53 209L52 205L43 203L38 197H35L32 195L31 192H28L26 189L22 188L19 185L15 184H9L7 180L4 181ZM119 187V186H118ZM105 219H112L111 217H106ZM189 223L185 225L184 228L180 230V235L184 236L188 233L195 232L196 226L198 221L194 217H187L186 218ZM178 237H173V239H177ZM101 261L104 260V257H100ZM0 264H3V262H0Z\"/></svg>","mask_w":264,"mask_h":264},{"label":"water","instance_id":"5","mask_svg":"<svg viewBox=\"0 0 264 264\" xmlns=\"http://www.w3.org/2000/svg\"><path fill=\"white\" fill-rule=\"evenodd\" d=\"M198 3L200 4H206V3H211V4H215V3H218L220 2V0H196ZM249 2V0H247V3ZM246 3V4H247ZM240 5H243V4H240V3H237V7L240 6ZM236 7V8H237ZM234 8L232 10V12L236 9ZM205 11V10H204ZM214 11V9H208L207 11H205L207 14H209L210 12ZM231 12V13H232ZM230 13V14H231ZM229 14V15H230ZM7 180L9 182V184H15V185H19L21 186L22 188L26 189L28 192H31L33 196L35 197H38L39 196L34 193L29 187H27L21 180H19L17 177H15L7 168L6 166H4L1 162H0V184L2 185L3 188H5L9 194L11 195V197L16 200V201H23L25 202L29 208H31L32 210L34 211H37L39 212L42 216L44 217H47V218H51L53 220H56L58 222H66V221H71V222H87L88 220H61V219H58V218H55L53 217L51 214H47L45 211L41 210L40 208H38L37 206H34L33 203L31 201H29L28 199H26L25 197H22L20 194L14 192L11 188H9L5 183L4 181ZM40 199V198H39ZM41 200V199H40ZM43 203H46V204H49V205H52L53 206V209L55 211H58L60 212L61 215H69V214H72V213H75L76 215H83V216H86V214L84 213H81V212H77L75 211L74 209H72L71 207L69 206H62V205H57V204H50L48 202H45L43 200H41ZM180 217V222H181V227L178 231V235L179 237H183L180 235V230L182 228L185 227L186 224L189 223V221L186 219L187 217H194L193 215H190L188 213H183V214H180L179 215ZM195 218V217H194ZM196 219V218H195ZM190 233L184 235V236H187L189 235ZM0 262H3V264H13L5 259H1L0 258Z\"/></svg>","mask_w":264,"mask_h":264}]
</instances>
